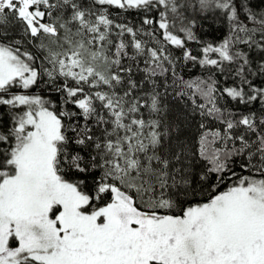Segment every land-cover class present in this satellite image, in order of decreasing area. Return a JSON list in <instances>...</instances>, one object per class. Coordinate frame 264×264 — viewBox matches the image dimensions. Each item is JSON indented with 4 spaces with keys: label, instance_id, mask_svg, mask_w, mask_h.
<instances>
[{
    "label": "snow or ice",
    "instance_id": "snow-or-ice-1",
    "mask_svg": "<svg viewBox=\"0 0 264 264\" xmlns=\"http://www.w3.org/2000/svg\"><path fill=\"white\" fill-rule=\"evenodd\" d=\"M0 264H264V0H0Z\"/></svg>",
    "mask_w": 264,
    "mask_h": 264
},
{
    "label": "trees",
    "instance_id": "trees-1",
    "mask_svg": "<svg viewBox=\"0 0 264 264\" xmlns=\"http://www.w3.org/2000/svg\"><path fill=\"white\" fill-rule=\"evenodd\" d=\"M127 20L132 22V23L137 22V18L135 17L134 14L128 15ZM206 38L211 39L212 38L211 33ZM183 75H184L185 79L194 78V77L200 75V70L198 68H184L183 69Z\"/></svg>",
    "mask_w": 264,
    "mask_h": 264
}]
</instances>
